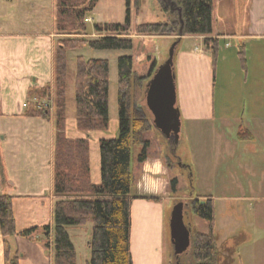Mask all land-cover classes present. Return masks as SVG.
<instances>
[{
  "label": "crops",
  "instance_id": "crops-1",
  "mask_svg": "<svg viewBox=\"0 0 264 264\" xmlns=\"http://www.w3.org/2000/svg\"><path fill=\"white\" fill-rule=\"evenodd\" d=\"M217 13L220 32L217 37L223 46L214 67L211 50L204 44V38L181 35L180 12L169 8L166 11V18L176 17L180 25V41L176 49L181 47L176 66L174 61V71L181 75L186 87L190 88V82L200 87L195 91L196 95H191L189 89L185 92V107L182 102L177 101V104L181 120L182 115L187 114V120L208 118L214 122L225 119V124L230 125L226 128L215 126L214 134L226 150V170L229 168L232 175L239 168L241 179L235 182L243 189L238 198L241 203L225 202L226 209L220 214L217 201H231L234 197L202 192L195 198H213L215 231L220 235L221 244L236 235L229 234L230 230L240 228L243 241L237 247L234 264H259L264 262V0H218ZM55 17L56 0L50 28L28 31L0 29V137L7 173L14 183L12 188L0 184V195L12 196L19 230L48 224L53 226L54 223L55 108L49 117H45L27 114L24 104L28 102L31 87L50 85L54 88V57L60 35L55 28ZM158 37L171 39L174 36ZM186 41H191L189 49H184L188 48ZM219 81L222 85L220 98L217 97ZM229 88L236 91L226 96ZM136 107L141 108L139 104ZM66 120V133L70 138L89 139L91 179L99 183L100 139L116 137L119 126L113 127L114 132L110 134L106 133L107 130H80L76 121V104L75 114L67 116ZM168 165L166 156L155 150L148 151L143 162L131 157L134 196L131 250L134 264H166L159 246L162 200L173 197L170 189V171L173 170ZM235 173L239 174L238 171ZM228 180L225 179L226 182ZM219 216L222 219L220 227ZM223 228L229 231L224 232ZM254 231L260 236H255ZM9 240L12 254L19 255L20 264H53V249H48L38 237L13 235ZM0 264H6L1 229Z\"/></svg>",
  "mask_w": 264,
  "mask_h": 264
},
{
  "label": "trees",
  "instance_id": "trees-1",
  "mask_svg": "<svg viewBox=\"0 0 264 264\" xmlns=\"http://www.w3.org/2000/svg\"><path fill=\"white\" fill-rule=\"evenodd\" d=\"M99 0H56L55 28L59 38L55 49L54 88L50 85L31 87L28 91L27 114L49 117L51 108L41 104L53 96L55 108L56 148L54 156L53 226H34L19 230L16 226L12 196L0 195V229L4 237L6 264H20L19 255L12 254L10 237L22 235L38 237L46 247L53 249V264H77V252L69 225L93 222L88 246L90 259L87 264H134L131 250L133 179L130 169L133 134L144 129L146 120L130 110V87L135 75L150 78L160 61L157 57L156 39L167 31L179 39V20L132 23L131 3L123 23L98 22L95 38H75V33H87L88 12ZM182 7L183 33L204 38L211 50L215 64L223 46L218 27V0H175ZM140 0H136V5ZM166 11L168 8L164 6ZM174 40V41H175ZM89 45L96 49H128L129 55L118 58V135L100 139L101 181L91 179L90 143L87 137L70 138L67 126V73L69 49ZM109 61L105 58L85 59L78 56L75 74L76 121L80 130H108L109 128ZM150 140L138 156L143 162L148 157ZM178 178L171 180L176 188ZM0 184L14 187L9 178L0 137ZM193 213L208 222L207 232L196 231L192 243L195 264H234L237 247L243 241L241 234L232 237V244L220 242L215 231L216 210L213 198H195ZM39 234V236H37Z\"/></svg>",
  "mask_w": 264,
  "mask_h": 264
},
{
  "label": "rangeland",
  "instance_id": "rangeland-1",
  "mask_svg": "<svg viewBox=\"0 0 264 264\" xmlns=\"http://www.w3.org/2000/svg\"><path fill=\"white\" fill-rule=\"evenodd\" d=\"M164 6H166L164 0H140V4L137 7L136 0H132V23L139 24L158 22L165 19L170 21V18H166V9L164 8ZM126 14V0H99L94 9L87 14L88 17L92 18L91 21L87 22V33H75L71 36L84 39L95 38L99 36V34L94 30L95 23H123L125 21ZM53 15L54 0H0V29L6 28V30L9 31H28L33 29H40L43 27L50 28L52 25L51 21L53 19ZM175 18L176 17H173V19ZM169 34L170 33L165 31V33L162 35ZM67 36L68 35L60 34L58 39ZM172 36L174 37H172L171 39L159 37H157L156 39V54L160 63L164 62L168 57L169 48L176 38V35ZM190 42L191 41H186V44L188 43V48L184 49L190 48ZM180 47L175 50V66L179 57ZM129 54H131V51L128 49H96L90 47L87 44H84L83 46L77 48L69 49L67 51V116L72 117V115L75 114V74L78 56L82 55L85 59H108L110 81V127L106 131V133H113V127L117 128L119 116L118 58L122 55ZM175 73L177 98L179 103L182 102L184 106L183 96L185 92L189 89L191 95H196L195 91H197V89H199L200 87L194 86L192 82H190L189 84L190 88L186 87L181 78V75L179 76L177 72ZM148 80L149 79L146 77L140 78L138 75H135L131 82L129 94L131 105L130 110L133 114H141L146 120L144 129L139 131L138 134H133L132 157L137 161L139 154L145 147V141L150 140L152 143L150 142L148 151L155 150L165 155L169 162L168 166L173 170L172 172L170 171L172 179L176 176L179 177L176 188H170L173 193V197L162 200V236L159 250L162 253L166 264H195L192 254V245L180 257H177L174 253V247L171 241L170 233L171 212L174 205L179 200H183L186 203L185 221L191 228L193 243V238L196 231L207 232L209 229L208 222L193 214L191 208L193 199L197 197L199 193L208 192L218 197H234L231 201H229V199L227 201L223 199H219L217 201V209L220 214L223 210L226 209L227 205L225 202H230L231 204H234L235 202L237 204L241 203V200H239L238 198L243 189L240 188L239 183L236 184V182L239 181V178L241 179L239 168L235 169L233 171L234 174L232 175L230 174L229 168L226 170V150L220 144L219 137L215 136L214 134L215 126H224V128H226L230 125L225 124V119H216L214 122H210L208 118L205 120H201L199 118L187 120V114L186 116L182 115L180 142L176 147L174 143L163 137L161 132L154 127L153 115L147 107L145 99L146 84ZM221 86L222 85L220 84V81L217 82L218 98H220L222 95L220 90ZM229 89L230 92L227 93L226 91V96H230V94H234V91H236L235 89L232 90V88ZM53 96L54 95H51L49 98H51V100L54 102ZM137 104H139L142 109L137 108ZM192 104L193 102L190 100V105ZM189 112L191 113L192 111ZM249 155L253 154L249 153ZM246 157H248V155ZM236 171H238L239 174H236ZM226 178L229 179L228 182L225 181ZM176 196H178V198L175 199ZM218 222L220 227L222 223V219L220 218V216L218 217ZM67 230L76 248L77 264H87V261L90 259L88 240L90 239L93 230L92 220H88L83 225H69L67 226ZM222 230H224V232L229 231V229H226L225 231L224 228ZM239 231L240 228H235L234 230H230L229 234L235 233L236 235H239ZM255 234H258V236H260L259 232L257 231L254 233V235ZM227 243H233L232 239L228 240ZM219 244H221V241L219 242ZM259 264H264V262H260Z\"/></svg>",
  "mask_w": 264,
  "mask_h": 264
},
{
  "label": "water",
  "instance_id": "water-1",
  "mask_svg": "<svg viewBox=\"0 0 264 264\" xmlns=\"http://www.w3.org/2000/svg\"><path fill=\"white\" fill-rule=\"evenodd\" d=\"M165 5L171 11H179L182 20V7L175 0H164ZM180 37V36H179ZM180 38L175 40L170 48L167 59L160 63L146 84V105L153 115V124L163 137L167 138L175 146L180 142L182 126L181 110L177 104L176 74L174 71L175 50ZM185 206L183 200H179L173 207L170 217L171 241L174 253L180 257L192 245L191 228L185 221Z\"/></svg>",
  "mask_w": 264,
  "mask_h": 264
},
{
  "label": "built area",
  "instance_id": "built-area-1",
  "mask_svg": "<svg viewBox=\"0 0 264 264\" xmlns=\"http://www.w3.org/2000/svg\"><path fill=\"white\" fill-rule=\"evenodd\" d=\"M91 20H92L91 17H87L85 19L86 22L91 21ZM24 105L27 106V103H25ZM41 105L44 106V107H49V108H51V110L54 108L53 107V101L51 100V98L50 99H45Z\"/></svg>",
  "mask_w": 264,
  "mask_h": 264
},
{
  "label": "flooded vegetation",
  "instance_id": "flooded-vegetation-1",
  "mask_svg": "<svg viewBox=\"0 0 264 264\" xmlns=\"http://www.w3.org/2000/svg\"><path fill=\"white\" fill-rule=\"evenodd\" d=\"M188 224V223H187Z\"/></svg>",
  "mask_w": 264,
  "mask_h": 264
}]
</instances>
